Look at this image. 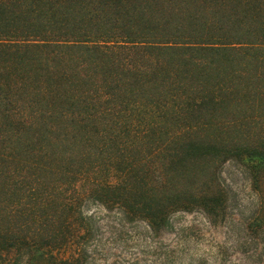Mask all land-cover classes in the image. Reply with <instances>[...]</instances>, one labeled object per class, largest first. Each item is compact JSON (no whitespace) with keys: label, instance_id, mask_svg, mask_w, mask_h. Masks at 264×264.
Listing matches in <instances>:
<instances>
[{"label":"trees","instance_id":"trees-1","mask_svg":"<svg viewBox=\"0 0 264 264\" xmlns=\"http://www.w3.org/2000/svg\"><path fill=\"white\" fill-rule=\"evenodd\" d=\"M0 264H264V0H0Z\"/></svg>","mask_w":264,"mask_h":264},{"label":"rangeland","instance_id":"rangeland-1","mask_svg":"<svg viewBox=\"0 0 264 264\" xmlns=\"http://www.w3.org/2000/svg\"><path fill=\"white\" fill-rule=\"evenodd\" d=\"M240 169L232 162L226 163L223 167V178L227 182H230L232 186L234 187L235 190L238 191L239 198L241 199V203L244 207L242 209V214L245 216L248 214L250 207V203L252 198H250L249 195L251 194L250 191V186H249V181L244 179L242 177V174L239 171ZM93 208V207H91ZM177 224L179 225H187V226H192L198 231H201L202 234V239L198 240L196 243L190 242V248L191 251L197 252V254L201 253L204 249L209 248V239L212 237V234L210 232V229L207 227L205 219L203 216L198 213H184L182 215H179L177 217ZM225 229L221 228L213 232V235L215 236V239L218 241L225 240ZM227 245H230L233 242V239H229L226 241Z\"/></svg>","mask_w":264,"mask_h":264}]
</instances>
